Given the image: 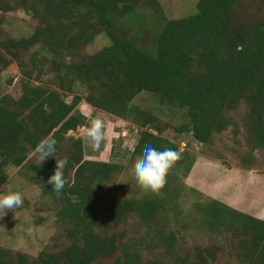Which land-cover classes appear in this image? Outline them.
<instances>
[{"label":"trees","instance_id":"trees-1","mask_svg":"<svg viewBox=\"0 0 264 264\" xmlns=\"http://www.w3.org/2000/svg\"><path fill=\"white\" fill-rule=\"evenodd\" d=\"M253 1L264 6V0ZM243 2L198 0L194 14L168 19L156 0H0V12L22 11L36 22L26 37L0 35V77L15 62L26 77L18 96L0 95V186L9 179L7 169L17 168L51 206L63 242L34 258L0 246V264H213L209 247L225 264H264L263 219L212 198L195 204L200 222L185 219L177 209L178 175H188L194 161L133 104L148 93L185 112L189 127L176 133L187 129L207 144L229 127L250 151L263 150L264 17L242 16ZM147 11L150 29L143 26ZM100 35L109 44L86 53ZM41 60L48 67L41 71L45 78L34 83ZM77 83L84 95L75 93ZM81 103L137 127L132 159L147 144L182 154L158 194L99 197L98 186L120 168L86 160L82 137L69 134L87 122ZM49 137L57 141L56 159L68 158L60 194L47 183L55 158L40 164L37 153ZM251 158L240 156L239 164L251 168Z\"/></svg>","mask_w":264,"mask_h":264},{"label":"rangeland","instance_id":"rangeland-1","mask_svg":"<svg viewBox=\"0 0 264 264\" xmlns=\"http://www.w3.org/2000/svg\"><path fill=\"white\" fill-rule=\"evenodd\" d=\"M164 15L168 19L185 17L196 12L198 0H156ZM244 0L241 15L253 18L264 17V6L261 1ZM150 12L147 11L143 23L145 29L151 28ZM133 20H138L134 19ZM36 22L22 11L0 12V35L19 39L28 36L34 29ZM109 44V40L100 35L94 43L86 48V53L95 52ZM49 66V65H48ZM46 61L41 60L30 79L38 83L44 80L41 71L46 70ZM8 74L6 78L4 75ZM21 77L25 78L13 63L0 77V95L9 93L19 95ZM12 80L7 85V80ZM76 94H85V87L81 83L75 85ZM133 104L139 111L151 116L161 129V137L179 146L180 150H187L193 159V166L186 176L178 175L179 198L177 209L185 219L200 222L195 204L205 202L209 198L215 199L242 213L264 220V149L250 151L241 135L234 136L229 127L221 134L215 135L207 144L196 142L187 129L181 134L176 130L184 125L187 128L185 112L174 110L161 105L158 100L148 93L138 95ZM242 108V107H241ZM238 109V117L244 116V111ZM81 110V109H80ZM85 113L88 121L97 116L105 121L107 138L100 151H93L83 138V149L86 160H102L117 163L118 173L110 181L98 186V195L102 200L136 199L151 192H145L136 183L133 176V165L136 161L131 158V151L138 139V129L130 121L121 120L100 110ZM189 132V133H188ZM75 138L82 137L80 129L69 133ZM253 152V153H252ZM240 156L254 157V166L243 167L239 164ZM9 179L2 186L6 190L20 191L24 197V205L13 211H0V246L20 251L34 258L42 250H51L61 246L62 240L58 233L61 229L55 224V217L49 204L41 201L40 191L32 186L18 172L17 168L7 169ZM0 188V192L3 188ZM161 195V194H160ZM38 217L44 218L42 223H36ZM214 254L213 264H225V258L215 248H208Z\"/></svg>","mask_w":264,"mask_h":264},{"label":"clouds","instance_id":"clouds-1","mask_svg":"<svg viewBox=\"0 0 264 264\" xmlns=\"http://www.w3.org/2000/svg\"><path fill=\"white\" fill-rule=\"evenodd\" d=\"M82 138L87 141L93 151H100L107 138L105 121L102 117L88 120L80 127ZM57 141L53 137L46 138L37 149L40 164L49 157H54L56 166L54 173L49 176L47 183L53 191L60 194L67 184L64 169L68 158L56 159ZM181 153L171 148L157 150L151 144L145 145L143 153L133 165V176L137 185L145 192L159 193L167 183V175L171 168L181 159ZM2 187V186H0ZM3 188V187H2ZM24 197L20 191L6 190L0 192V211H13L24 205Z\"/></svg>","mask_w":264,"mask_h":264},{"label":"crops","instance_id":"crops-1","mask_svg":"<svg viewBox=\"0 0 264 264\" xmlns=\"http://www.w3.org/2000/svg\"><path fill=\"white\" fill-rule=\"evenodd\" d=\"M79 109H81L82 112H83V109H84V111L86 110L87 112H90L91 111V108L89 107V105H87L85 103H81L79 105ZM83 114L85 115L84 112H83Z\"/></svg>","mask_w":264,"mask_h":264},{"label":"water","instance_id":"water-1","mask_svg":"<svg viewBox=\"0 0 264 264\" xmlns=\"http://www.w3.org/2000/svg\"><path fill=\"white\" fill-rule=\"evenodd\" d=\"M7 75H8V74H5V75H4V78H6V77H7Z\"/></svg>","mask_w":264,"mask_h":264}]
</instances>
